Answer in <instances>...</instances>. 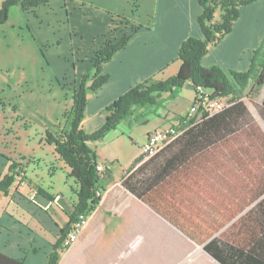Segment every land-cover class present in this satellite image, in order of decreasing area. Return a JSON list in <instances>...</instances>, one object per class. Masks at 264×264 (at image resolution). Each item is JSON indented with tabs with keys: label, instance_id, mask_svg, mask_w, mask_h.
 Returning <instances> with one entry per match:
<instances>
[{
	"label": "crops",
	"instance_id": "obj_1",
	"mask_svg": "<svg viewBox=\"0 0 264 264\" xmlns=\"http://www.w3.org/2000/svg\"><path fill=\"white\" fill-rule=\"evenodd\" d=\"M157 1L153 27L140 28L132 21V26L139 29L131 33L127 45L103 65L102 74L109 78L96 93L87 95V106L81 125L85 133L91 134L99 130L104 123L101 114L103 109L130 88L150 78L166 80L156 75L162 74L169 65L178 61V50L185 39L202 38L198 24L201 14L198 0ZM62 3L64 6L69 5L72 11H77V6H84L79 15L85 24L91 22L93 25V29L89 25L90 31L87 34L108 33L116 22L114 18L121 17L117 9L99 0H56L30 12L17 9L23 21L28 24L30 16L38 18L37 14L43 11L41 9ZM88 6L94 7L98 14H84L89 10ZM35 24L36 22L32 24L33 29L36 28ZM263 36L264 0H261L241 8L239 18L234 22L230 33L209 47L201 59V66L245 72L251 65L252 52L255 50L253 48ZM43 38L44 35L40 42L45 45L49 41H44ZM179 66L180 64L177 65L176 73ZM89 68L90 66L85 65L80 76L89 72ZM67 72L66 69L62 71L61 77L73 78ZM184 88L191 89L188 85ZM259 95V108L258 111L255 110L259 120L252 107H246L253 121L264 133V120L260 114L264 85ZM164 96L161 97L162 100L167 98L166 94ZM185 112L180 114L171 110L163 113L157 111L154 114L155 119H151L152 114L143 122H137L133 117L125 120L130 129L133 124L146 126L143 136L134 140L135 157H122L119 162L116 153H113V140L104 143L113 153L109 159L100 152L102 141L90 144V148L96 153L97 162L111 165V170L102 175L98 182L102 191L98 206L89 215L87 225L77 241L62 253L58 264H221L203 249L212 240H218L217 245L225 243L228 247L242 250V259L249 252L261 255L264 216L257 208L264 199V192L254 198L251 193L257 191L256 188L212 187L205 190L210 192L205 194L210 197L204 200L198 197L204 195L203 190L180 188V191L187 190L188 193L179 192V202L163 205L164 214L168 217L166 219L122 185L123 180L143 163L142 160L137 163V160L141 158L140 147L145 143L147 134L172 124L186 114ZM51 148L52 156L43 159H16L0 149V176L16 174L13 184L6 192H0V254L23 264H47L52 247L61 229L68 224L69 215L77 202L75 191L78 186L75 182L71 193L63 190L64 193L67 192L66 195L51 188L52 177L58 171L68 172L57 159L53 147ZM52 161L57 164L53 165ZM12 163L16 167L10 171ZM117 164L121 165L118 172ZM133 165L135 167L130 170ZM239 173L241 174L238 177L244 179L258 177L252 171ZM45 176L47 183L44 182ZM50 176L52 177L49 178ZM44 195L50 196L52 200ZM186 233L192 234L196 241ZM226 259L236 260V257Z\"/></svg>",
	"mask_w": 264,
	"mask_h": 264
},
{
	"label": "trees",
	"instance_id": "obj_2",
	"mask_svg": "<svg viewBox=\"0 0 264 264\" xmlns=\"http://www.w3.org/2000/svg\"><path fill=\"white\" fill-rule=\"evenodd\" d=\"M56 0H5L0 6V25L4 24L12 8L30 12L40 6H45ZM261 0H198L201 14L198 24L202 38L188 37L178 50L177 60L180 62L177 73L164 80L154 81L151 78L130 88L123 95L114 100L103 109L104 117L102 127L92 134L82 130V121L87 106V93H96L107 81L108 77L98 75L101 64L109 61L111 57L124 48L131 35H124L117 42H106L95 53L93 67L94 78L88 75L80 78L77 87L72 92V107L66 114L69 129L60 135L46 134V142L53 147L57 159L67 168V177L73 178L78 186L75 195L77 202L73 212L69 215L68 224L61 229L59 237L52 247L47 264H58L62 253L66 250L62 241L78 215H90L100 202L96 196L99 191L98 182L102 175L96 171L97 156L90 148V144L103 139L108 133L115 130L119 124L133 117L138 111L151 109L158 110L161 106V97L176 98L181 90L188 85L195 93L201 89L209 93L210 99L224 102V108L212 116H202L195 122L189 121L184 126V132L172 141L167 149L159 151L152 158L143 161L137 169H146L144 178H137L129 174L122 185L141 202L149 205L155 212L168 219L162 209L165 203L179 202L180 188L185 186L184 180H179V167L201 154L204 149L215 144H221L230 138H236L238 133L246 136L245 147L237 148L234 152L239 155L237 166L239 172L252 171L258 177L242 179L240 187L256 188L252 197L264 192V133L253 121L242 99H250L259 95L264 85V38L260 46L254 51L251 65L245 72L223 71L218 67L204 68L201 59L209 46L215 45L227 35L239 18L242 7ZM216 13L219 18L216 19ZM138 28H133L135 31ZM90 84L87 85V82ZM261 117L264 120V98L261 103ZM249 121V122H248ZM142 160H137V163ZM136 163V162H135ZM243 166V167H242ZM16 164L12 163L9 170L13 171ZM135 166L133 165L130 170ZM242 167V169L240 168ZM130 172V171H129ZM261 176L259 177V173ZM15 173L0 176V192L13 184ZM257 176V175H256ZM171 189L169 194L163 190ZM45 196V195H44ZM48 200L52 198L45 196ZM264 216V199L257 208ZM264 224V220H263ZM261 255L249 252L242 259V250L228 247L225 243L217 245L218 240H212L204 246V251L221 264H264V227L262 225ZM193 241L196 239L186 233ZM254 241V237H251ZM255 243V242H254ZM236 257V260L228 259ZM0 264H23L0 254Z\"/></svg>",
	"mask_w": 264,
	"mask_h": 264
},
{
	"label": "rangeland",
	"instance_id": "obj_3",
	"mask_svg": "<svg viewBox=\"0 0 264 264\" xmlns=\"http://www.w3.org/2000/svg\"><path fill=\"white\" fill-rule=\"evenodd\" d=\"M4 1L0 0V6ZM99 1L117 9L119 15L123 16V18H114L116 22H114L113 28L104 34L99 33L96 35V32L87 34V31H90L89 25L91 22L85 24L82 21L83 18L79 15V11L84 6H77V11H72L69 9V5L64 6L63 3L53 5L48 9H41L43 11L37 14L39 15L38 18L30 16L28 24L23 21L18 9L14 7L10 10L7 21L0 25V149L9 156L16 159L21 157L22 159H28V157L50 158L52 156V146L47 144L46 134L50 133L58 136L69 129L65 116L72 107V92L82 76L88 75L90 78H94L95 53L106 42L115 43L124 35H131L134 32L132 21L138 24L140 28L151 29L153 27L157 0ZM88 7L89 10H86L84 14H92L93 12L98 14L94 7ZM96 7L100 8V6ZM215 18H219L218 13H216ZM94 20L97 21V19ZM34 22H36L35 29L32 26ZM90 27L93 29L92 24ZM42 35H44V41L47 39L49 41L45 45L40 42ZM263 38L264 36L253 49L256 50L260 46ZM109 61L100 65L98 75L109 78L108 75L102 74L103 65ZM178 64H180L179 61L175 62L174 65H169L162 74L156 76L165 79L174 76ZM85 65L90 66L89 72L80 76V72ZM65 69L68 70L67 73H70L73 78H78V80L66 76L62 78L61 73ZM151 79L164 81L156 78ZM88 84H90V81L87 82ZM192 96H194V92L191 89L183 88L176 98L162 100V107L158 110L138 111L133 118L137 122H143L152 114L151 119H155L154 114L157 111L163 113L165 110H171L180 114L186 111V114L180 118L194 119L196 115H189V109L193 105V101L190 105ZM163 97L165 96L163 95ZM242 101L252 107V111L256 116L260 95L250 99H242ZM256 118L259 120L257 116ZM127 124L128 122H121L118 128L100 140L102 141L100 152H103L107 159L111 158L113 153H116L119 162L122 157L125 159L135 157L136 145L134 140L143 136L146 126L133 124L130 129ZM110 140L114 141L113 153L110 152L108 146H104V143H108ZM245 140L246 136L243 133H238L236 138L232 137L221 144L208 147L201 154H197L194 159L183 163L179 167L178 176L179 180H184L187 187L179 188H193V190L199 188L203 190L204 195H198V197L206 200L210 197L205 195L210 193L205 191L207 188L240 187L243 178L238 177L241 174L237 169L239 168L237 166L239 155L234 151L239 146L243 149L246 143ZM171 144L173 143L166 145L163 150ZM55 163L57 164V162L52 161L53 165ZM98 164L111 170L109 164ZM116 167L118 172L121 165L117 164ZM242 167L240 168L242 169ZM145 170L135 169L131 174L137 176L138 179L144 178L143 175L147 173ZM44 172L47 171L44 169ZM56 174L54 178L49 177H52V190L62 195L67 194V192H63L65 189L71 193V190L75 188L73 178L67 177V173L61 171ZM44 182L47 183L46 176ZM98 190L96 196L101 199L102 191ZM163 191L166 194L172 192L170 188ZM179 192H182V194L188 193L187 190L180 191L179 189L176 192L178 198Z\"/></svg>",
	"mask_w": 264,
	"mask_h": 264
},
{
	"label": "built area",
	"instance_id": "obj_4",
	"mask_svg": "<svg viewBox=\"0 0 264 264\" xmlns=\"http://www.w3.org/2000/svg\"><path fill=\"white\" fill-rule=\"evenodd\" d=\"M224 108V102L220 100L210 99L209 93L198 89L194 95L193 105L189 109V115H196V118H177L170 125L158 128L147 134L145 143L140 147V155L142 161L155 156L166 145L177 139L184 132V126L187 122H195L202 116H212ZM108 167L97 164L96 171L99 174H106ZM89 215L80 214L76 220L71 223L70 229L62 241V246L67 249L74 244L83 229L87 225Z\"/></svg>",
	"mask_w": 264,
	"mask_h": 264
}]
</instances>
